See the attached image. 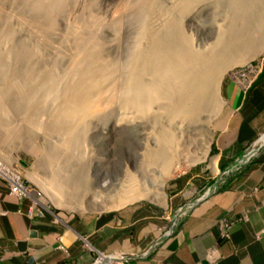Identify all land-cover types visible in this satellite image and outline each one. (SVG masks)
<instances>
[{"label": "bare ground", "instance_id": "obj_1", "mask_svg": "<svg viewBox=\"0 0 264 264\" xmlns=\"http://www.w3.org/2000/svg\"><path fill=\"white\" fill-rule=\"evenodd\" d=\"M22 1L32 10L31 19L20 18L28 33L25 31L24 36L17 37L15 46L23 49L21 61L25 60L23 65L27 66L12 71V67L5 66L8 61L15 63L16 59H5L6 53L0 56V66L5 65L0 67L3 74H0V132L5 133V142L11 144L14 140L11 135H19L18 126L22 120L28 131L31 130V124L40 129V125L53 122L48 118L44 122V115L54 114L52 108H55V114L63 122L62 130L66 135L62 143L67 148L61 146L59 150L62 152L63 149L65 155L57 154L58 158L53 153L54 165L49 170L56 180L49 181L44 177L36 180L50 197L58 201L59 195L64 194L74 199H71L72 203H77L79 200L76 193L87 189L82 185L86 177L83 172L85 165L94 163L100 167L92 175L96 176L98 191L102 192L103 189L105 198L92 192L93 195L87 198V204L92 202L93 208L106 209L114 203L120 204L141 197L165 205L164 184L172 171L180 169L183 162L192 163L204 160L207 156L213 135L208 120L213 114L215 116L214 112L220 106L218 88L221 76L231 65L227 59L237 62L238 58L233 56L237 52L245 56L254 51L256 46H259V52L264 49L261 37L264 30V0H226L222 12L213 16L212 24L216 31L210 28L216 33L211 43L199 49L195 47L196 43L193 45L195 41L192 42L186 31L187 23H190L187 24L189 28L196 26L197 30L203 25L197 16L200 10L193 0H119V3H127L125 9L119 11L107 5L103 17L100 15L101 20H104L102 24L101 21L91 19L93 16L90 15L98 12H89V7V13L86 11L89 19L85 15L82 20L74 18L61 21L57 16L63 13L60 11L63 0H49V3L43 0L39 2L40 5L37 4L38 8L36 0ZM32 3L37 9L31 7ZM42 14L48 15V18H43L46 22L42 26L43 30L38 33V24L41 26L43 22V19H39ZM187 14L195 15L187 19ZM60 23L63 24L61 27ZM4 27H0L3 32L6 30ZM12 35L10 38H13ZM10 46L5 47V50ZM31 74L36 75L37 80L33 86L37 84L41 91L40 114L33 111L38 109L29 107L34 104H30L33 89H27L29 84L32 86L29 81ZM53 114H50L51 117ZM108 115H112L111 122L114 121L116 126L125 125L121 126L124 133H116L115 141L130 156L126 160L117 161V175L121 176L118 181L108 178L111 173L104 166V157L91 155L93 158L90 159L83 153L85 141H92L103 151L113 147L109 138L107 140L104 137V124L99 125L104 116ZM85 121L88 125L92 124L89 126L91 130L87 128L90 132L80 128ZM49 139L47 135L42 136V144L50 147ZM51 150L56 152L53 148ZM4 159L8 158L4 156ZM108 159L113 161L110 157ZM14 162L17 168L0 161V171L9 173V177L19 186L21 171L17 158ZM129 165L134 172L128 168ZM215 168L216 162L213 164ZM151 171L156 182V185H151L152 190L148 189L149 179L146 177ZM136 174H140L142 180L139 181ZM111 185L115 192L111 190L113 197L106 199ZM74 206L83 210L85 205L82 208Z\"/></svg>", "mask_w": 264, "mask_h": 264}, {"label": "crops", "instance_id": "obj_2", "mask_svg": "<svg viewBox=\"0 0 264 264\" xmlns=\"http://www.w3.org/2000/svg\"><path fill=\"white\" fill-rule=\"evenodd\" d=\"M258 54L263 68L247 93L228 78L220 82L225 113L209 163L170 181L165 205L138 201L105 212L60 213L54 220L28 215L29 201L0 179V264H86L88 247L133 255L127 264H264V148L235 173L222 174L264 133V50ZM208 186L211 193L201 197ZM222 217L237 218L226 241L219 238ZM171 224V235L155 245ZM60 236L67 254L57 248Z\"/></svg>", "mask_w": 264, "mask_h": 264}, {"label": "rangeland", "instance_id": "obj_3", "mask_svg": "<svg viewBox=\"0 0 264 264\" xmlns=\"http://www.w3.org/2000/svg\"><path fill=\"white\" fill-rule=\"evenodd\" d=\"M44 1H46L47 3H49V0H44ZM84 1L83 0H63V2L61 1L63 3L62 4L63 5V8L60 11H62L63 13H61L59 16H57V15L56 16L61 21H70V20H72L74 18H75L74 20H79V19L82 20V19H84L85 15H87L89 12L97 11L98 12L97 13L98 15L96 13H93L94 15L93 14L90 15V16H93V17L92 18L90 17V18L93 19V20H96V21L97 20L98 21H101V24H102V22L104 20H101V19L103 17V12H104L105 7L107 5L110 8H117L119 11L125 9V6H127V3L123 2V1L120 2V3H122V4H120L119 3V0H84ZM87 1H88V3H87ZM89 1H90V3H89ZM193 1L197 3V8L200 10L199 11V14L200 15L197 14V16L200 17L199 20H201L200 22L203 25L200 26L201 29H198L197 30L196 29V26H191L189 28L187 24H190V23H187L186 24V31L190 35V38H191L192 42L195 41L194 44H193V45H195V43H196L195 47H197L198 49L199 48H203V47L206 48V47H208L207 44L209 45V43H211L212 36L216 33V32H213V29H214V31H216V27L212 24L213 16H214V14H216L218 12H222L223 5L225 4L226 0H205V1L204 0H201V1H199V0H193ZM39 2L41 3V2H43V0L42 1H40V0L37 1L36 0V6H37V8H38V5H40ZM15 3H17V5ZM33 3L31 4V7L34 8V9H37L36 6L33 5ZM71 5L74 6V7H72ZM116 5H118V6H116ZM22 6H23V8H22ZM88 7L91 8V9H89ZM28 8L29 7L28 6L26 7L25 2H23L22 0H20V1L19 0H7V1L6 0H0V9H1L0 10V22H1L0 23V27L3 29V27L5 26L4 27V30L6 28L5 32H3V30L0 28V30L2 31V32L0 31V43H1V45H0V51H2V50L5 51V52L3 51L4 53L3 52H0V56L3 57L2 54H4V55L7 54V57L6 56L4 57L5 59H7V60H15L16 59L15 63L12 61L14 64H11L12 62L11 61H8V64H6V66L5 65H1V66L2 67L5 66L6 68H11L12 67L14 69L12 71H15V70H18V69H24L27 66V65H23V64H25V62H24L25 60L23 62L21 61L22 56H23L22 55L23 49L21 48V50H20V48H18V47L15 46V44H16V40H18L17 37L24 36L25 31L28 33V31L23 28V24L20 21V18L21 19L22 18L31 19L30 11H32V10L30 8L29 9ZM39 9H41V7ZM4 10H5V12H4ZM20 10H22V11H20ZM225 10H226V8H225ZM86 11L88 13H86ZM79 12H80V14H79ZM6 14H8V15H6ZM76 14H78L77 18L75 17ZM10 15H12V16H10ZM194 15L195 14H190V15L187 14V19L188 18H192ZM41 16L39 17V19H43L46 16V14H42ZM98 16H100L101 18L100 17L98 18ZM45 18L47 19L48 18V15ZM87 18H88V15H87ZM46 19H43V22L41 23V26H39V24H38V27L37 28L40 27V30H39L38 33H40L43 30L42 26L46 22L45 21ZM9 21L10 22L12 21L11 22L12 24ZM5 22H7V23H5ZM62 25L63 24L60 23L59 24V27H61ZM206 26H209V28L206 27ZM210 27L213 28V29H211ZM9 29H11V30H9ZM7 30H9V31L7 32ZM198 31H200L201 33L198 32ZM203 31H204V33H203ZM12 34H14V35H12ZM205 34H206L207 37L205 36ZM7 35H10V36H8L9 39H10L9 41H8ZM11 35L13 36V38H10ZM208 37H210V38H208ZM261 37L264 40V30H263V33H262V36ZM11 39H13V40L11 41ZM20 40H22V39L20 38ZM204 41L207 42V43L204 44ZM2 44L4 46H2ZM10 45H13V46H10ZM7 46H10L9 49L8 48L6 49L9 53L11 51H13V52H11L10 55L5 50V47H7ZM205 48L202 49V50H205ZM10 49H11V51H10ZM257 51H259V46H256L254 48V51H250L251 53L250 54H246L245 56H243L242 53H240V52H237V53L233 54L234 57L238 58V61L237 62H233L232 60L227 59V62H229L231 65L224 71L223 76H221L222 77L221 81L226 77V72H227V70H229V68H231L234 65L244 63V61L241 62V60H244L245 59L246 61H248V60L254 58L255 56H258L259 54L256 55L257 54ZM14 52H15V55H14ZM12 54H13V57H12ZM1 57H0V59H1ZM9 64H11V65H9ZM13 65L16 66V69H15V67ZM0 74H2L1 71H0ZM2 76H3V74H2ZM4 76H6V75H4ZM35 76L33 74H31V76H30L31 78L29 79V81L31 80L32 86H33V82H34V84L37 83V80H36V77ZM29 83L30 82H27V84H29ZM32 86L30 84L27 86V89L29 87L31 89H33L32 90L33 92H31V94H30L31 95L30 104H31V102L32 103L34 102V104L36 102V104H37L38 100L41 101V103L38 102L37 105L35 104L36 107H34L35 106L34 104H31V105L29 104L30 105L29 107L31 109H38V110H33V111L34 112L35 111H38L36 113L37 114H40L41 113V110L39 108L41 107V104H42V98L40 96L41 95V91L39 92L37 84H36L35 87L34 86L32 87ZM218 90H219V88H218ZM34 94L35 95L37 94V95L35 96ZM38 94H39V96H38ZM219 95H220V93H219ZM38 98H40V99H38ZM219 103H220V106H218V109H217L218 111L216 110V112H214L215 113V116L213 114L211 118L209 117L210 120H208V121H210L209 122V125H210V127L212 129V132H213L212 141H213V137H214V132H215L216 124L218 123L219 119L225 113V106H224V102H223V99L222 98H221V101H219ZM52 109H53L54 114H55V112L57 113V111L55 110V108H52ZM34 112L31 111L32 114H34ZM50 114L52 115L53 113H49L48 115H44V119H45L44 122H46L48 119L51 120V121L53 120V122H50L49 124H48L49 121L46 122V124H45L46 127H45V125H43V126L40 125V127H39L40 129H36L31 124V128H30L31 130L28 131V129L25 127L26 125H24L25 122H23V120H22L21 121V125L18 126L19 127L18 129L20 131L18 134L20 136L19 135H16V137H14V136L11 135L12 140L14 139L13 141H11L12 142L11 144H8L7 142H5V136L6 135H5V133L3 131L0 132V158L3 159V160L1 159L0 161L1 162H4L6 164H11V162L15 161L16 158L18 159V161H20V163L22 164V166L24 167V170H25L24 171V175L22 177L20 176V180L22 182H24L28 186V189L30 191V194L32 195V197L34 199H36L38 201V203H40L42 206L47 207V208H49V209H51L53 211H57V212H60V213H74L75 214V213L105 212V211L117 210V209H120V208L126 206L129 203L134 202V201H147V200L148 201H151V200H149L147 198H142L141 197L139 199H133V200H130V201H123L120 204L119 203H114L112 205V207H110V208H107L106 207V209L105 208L104 209H100V208L99 209H96V208H93L94 206H93L92 202L88 203L89 204L88 205L87 204V201H88L87 198H89L90 196L93 195L92 192H96L97 195H101L103 198H105V196H104L105 193H104L103 189H102V192L98 191L99 187L96 186V184H97L96 176L95 175H92V174H94L92 172H95L96 173L98 171L97 169L100 167L98 164L94 165V163H91L92 165L89 164L90 166H87V164L85 165L86 167H85V169H84L83 172H84V175H86V177L83 180L84 181V184L82 183V185H83V188H85V189L87 188V189H86V191L80 190V192L78 191L76 193L78 195V200H79L77 203H72L71 202V199H73V198H70L69 199L64 194L59 195L58 201H55V198L50 197L49 196V193H46V189H44L43 186L39 185L36 180H37L38 177L39 178L44 177L45 179H47L49 181L50 180H53V181L56 180L55 175L52 174V173H50V170L49 169H51L52 166L54 165V161L53 160L55 159V155L58 158L59 157L58 156L59 154H62V153L64 154L65 153L63 151V149H62V152L59 150V149L62 148L61 146L64 145L63 147L67 148V146H65L64 142L62 143V141H64L63 138L66 135V134H64V132L62 130V129H64L62 127L63 126V122H61L62 120H60V117L59 116L57 117L56 114H55V116L53 114L52 117H51ZM19 115L20 116H23L22 113H19ZM111 116L110 117H109V115H108V117L104 116V120L105 121L103 120V122H100L99 125L104 124V127L106 129L105 136L104 137H106L107 140L109 138L110 143L111 144H114L113 147H108V149L106 151H103L101 148H99L98 145H95L92 141L91 142L90 141H85L86 143L84 142V144H86V147H85L86 150L84 148H83L84 150L83 149L82 150H83V153L86 154V157L87 158L90 157V159L93 158L92 156H94V157L95 156L104 157V160L106 161L105 162L106 164L104 166L107 168V172L111 173V176H109L108 178H110L112 180H115V181H118V178H120L121 176H118L117 175V173H118L117 172L118 171V169H117L118 168L117 167L118 166L117 161H119V160H122V161L123 160H126L130 156H129V154L125 153L121 147H118V144H117L118 142L115 141V135H116V133H118V132L124 133V130H123V128H121V126L124 127L125 125H123V124H117L118 126H116V124L113 123L114 121L111 122L112 121ZM54 121L56 123H54ZM57 121L59 123H57ZM61 123H62V125H60ZM84 124H86V125H84ZM34 125H35V123H34ZM81 126L82 127H80V128L82 130H83V128H84V130H87V128H88V130H91L90 129L91 127L89 128V126H92V124L89 123V125H88L87 124V121H85ZM115 127L116 128L119 127V128L115 129ZM80 128L78 127V129H80ZM78 129H77V131H78ZM88 132H90V131H88ZM46 135L49 136V138L51 139V140L49 139V141L51 142L50 144L52 145V146L50 145V147L47 146V145L42 144V136H46ZM52 140H54V141H52ZM87 142H89V144ZM4 143H5V145H4ZM54 144H55V146H53ZM6 145H8V146H6ZM51 147L53 148V150H56V152L55 151L53 152L51 150L52 149ZM90 147H91V149H90ZM93 147H94V149H93ZM56 148H58V149H56ZM87 149L89 150V153H88V154H90L89 156L87 154V152H88ZM48 150L51 151V154H49V151ZM131 150H133V149H131ZM95 151H96V154H94ZM91 152H92V154H91ZM53 153H55V155ZM211 153H212V142H211L210 147L208 149L207 156L204 158V160L202 159L200 161H196V162H192V163H189V162H186L185 161L186 163L183 162V164L180 167V169L179 168H175V171H174L173 170L174 168H173L172 169L173 171H172L171 175L168 177V179L165 181V184H164V192L166 193V195H167L168 184L170 183V181H172L175 177L183 174L184 172H186L188 170H191L193 168H197L199 166H204L206 164L208 165L209 159L211 157ZM52 154H53V156H52ZM50 155H51V157H50ZM4 156L7 157L8 159H4ZM109 157L111 159H113V161L109 160L108 159ZM108 161H109V163H108ZM109 164H110V166H109ZM213 164H215V162H213V160L210 161V167L212 169H213ZM5 166L6 167H9L7 165H5ZM128 168L132 172H134L133 167L131 165H129ZM215 170H217V168H215ZM14 171H16V170H14ZM87 172H88V174H86ZM120 173H122V172L120 171ZM135 176H136V178L139 181L142 180V177H141L140 174H136ZM146 177L149 179V182H148V187L149 188L148 189H151L152 190V186L151 185H153V186L156 185L155 178H154V175L152 174V171L150 173L146 174ZM139 181H137V183H139ZM139 184H142V183H139ZM62 185H63V183H62ZM111 190H113L115 192V188L112 185L110 186L109 190H107V193L108 192L109 193H108V196H106V199H108V197H113V193H112L113 191H111ZM85 192H86V195L87 196L84 195ZM97 195L95 196V198L97 197ZM83 196L85 197V199H84ZM64 200H66V201H64ZM80 200H81V202H80ZM82 203H84V204H82ZM40 204H38V205H40ZM74 205H76L78 207H81V208H82V206H84V205L85 206L83 207V210H82L80 208L75 207ZM114 205H116V207H114Z\"/></svg>", "mask_w": 264, "mask_h": 264}, {"label": "clouds", "instance_id": "obj_4", "mask_svg": "<svg viewBox=\"0 0 264 264\" xmlns=\"http://www.w3.org/2000/svg\"><path fill=\"white\" fill-rule=\"evenodd\" d=\"M261 60L262 61V67L261 70L263 68V60L262 57H260V55L255 56L254 58L245 61L242 64H237L232 66L231 68H229V70H227L226 72V77L229 80H231L229 78V72L234 69L237 68L239 66H242L243 64L250 62V61H254V60ZM260 70V72H261ZM259 72V73H260ZM259 73L257 74V76L259 75ZM257 76L254 78V80L252 81V83L250 84V86L246 89V90H242L238 85H236L232 80V82L234 83L235 86H237L239 88V90L242 93H247V91H249V89L251 88V86L253 85L255 79L257 78ZM264 148V133L260 134L253 142H251L244 150L243 154L240 155L238 158L235 159V161L233 163H231V165H229L228 167H226L222 174L223 175H230L232 173H235L236 171H238L250 158L256 156L262 149ZM17 163H18V167L21 171V173L19 174V186L16 185L14 183V181L9 177V173H2L0 171V179L4 180L9 187L10 193L14 194L15 196H17L18 198H26L29 201V206L27 208V214L32 216V215H38V216H44L45 214L52 216L54 218V220L58 219V216L60 215V212L57 211H53L47 207L42 206L40 203H38V201L36 199H34L32 197V195L30 194V191L28 189V186L22 182L20 180V176L22 177L24 175V167L22 166V164L20 163V161H18L17 159ZM12 168H17L16 163L13 161L10 165ZM213 189L215 190V187L213 185ZM212 191V186H208L205 191L203 192V196H207L211 193ZM201 197H199L198 199H196V201L194 200L192 203L195 204L197 203V200H199ZM167 198V195H166ZM148 201V200H147ZM134 202H138V201H134ZM132 202V203H134ZM148 202H152V201H148ZM40 205H38V204ZM154 203V202H153ZM130 204V203H129ZM157 204V203H156ZM192 204H190L189 206H191ZM171 216V214L167 213L166 214V219H169ZM237 219V218H236ZM236 219H230L228 217H222L218 220V230H219V238L222 241H226L228 239H230V231L232 226L234 225V222L236 221ZM225 224H227V229H225ZM174 229V224H171L169 227H167L166 229L162 230V234L160 236V238L155 242V245H158L160 242H164V240L166 238H168L171 233L173 232ZM222 230L227 231L228 233V237H223L221 232ZM260 233L264 234V229L260 231ZM59 244L57 245V248L59 250H62L64 253L67 254V250L66 248H64V245L62 244L63 242V238L62 236H60L59 239ZM89 250L92 252V256L89 262H87L86 264H111V263H115V264H127L128 261L130 260V258L134 257L133 255H125V254H114V253H108V252H102L99 250H96L95 248H91L88 247ZM154 250L153 246L149 247L146 251H144V254L147 252H152ZM61 264H74L72 261H64Z\"/></svg>", "mask_w": 264, "mask_h": 264}, {"label": "built area", "instance_id": "obj_5", "mask_svg": "<svg viewBox=\"0 0 264 264\" xmlns=\"http://www.w3.org/2000/svg\"><path fill=\"white\" fill-rule=\"evenodd\" d=\"M262 67L261 60H254L243 64L237 68L232 69L229 72V78L238 85L242 90H246L257 74L260 72ZM225 229H227V224L224 225ZM223 237H228L227 231L221 232Z\"/></svg>", "mask_w": 264, "mask_h": 264}]
</instances>
